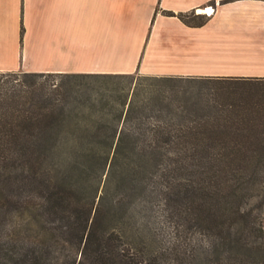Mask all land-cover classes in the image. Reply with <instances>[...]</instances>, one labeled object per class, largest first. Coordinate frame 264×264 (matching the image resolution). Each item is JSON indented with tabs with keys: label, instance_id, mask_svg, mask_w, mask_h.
Instances as JSON below:
<instances>
[{
	"label": "trees",
	"instance_id": "obj_1",
	"mask_svg": "<svg viewBox=\"0 0 264 264\" xmlns=\"http://www.w3.org/2000/svg\"><path fill=\"white\" fill-rule=\"evenodd\" d=\"M229 79L264 81L0 73V264H264V117Z\"/></svg>",
	"mask_w": 264,
	"mask_h": 264
},
{
	"label": "crops",
	"instance_id": "obj_2",
	"mask_svg": "<svg viewBox=\"0 0 264 264\" xmlns=\"http://www.w3.org/2000/svg\"><path fill=\"white\" fill-rule=\"evenodd\" d=\"M7 72L264 79V0H0Z\"/></svg>",
	"mask_w": 264,
	"mask_h": 264
},
{
	"label": "rangeland",
	"instance_id": "obj_3",
	"mask_svg": "<svg viewBox=\"0 0 264 264\" xmlns=\"http://www.w3.org/2000/svg\"><path fill=\"white\" fill-rule=\"evenodd\" d=\"M53 81L57 84H62L64 81L66 84L68 83L71 85L76 84L73 82L81 83L80 80L70 81L62 77H57L53 79L52 82ZM126 83V81L123 82V84ZM205 86L207 87L208 92L210 91L212 94L218 95L221 102L243 107L242 109L247 113V116L255 118L264 117V81L229 79L211 81V83H206ZM261 130H263V128H261ZM247 131H249V129H247ZM162 219L164 223L161 221ZM159 221L161 227V231L159 232L162 234L164 242L167 243V241L171 239L172 229H170L165 222L163 212L162 218Z\"/></svg>",
	"mask_w": 264,
	"mask_h": 264
},
{
	"label": "built area",
	"instance_id": "obj_4",
	"mask_svg": "<svg viewBox=\"0 0 264 264\" xmlns=\"http://www.w3.org/2000/svg\"><path fill=\"white\" fill-rule=\"evenodd\" d=\"M209 10H211V12H209ZM214 12H215V7L213 6H209L203 9V14L208 17H210Z\"/></svg>",
	"mask_w": 264,
	"mask_h": 264
},
{
	"label": "bare ground",
	"instance_id": "obj_5",
	"mask_svg": "<svg viewBox=\"0 0 264 264\" xmlns=\"http://www.w3.org/2000/svg\"><path fill=\"white\" fill-rule=\"evenodd\" d=\"M209 12H211V10H209Z\"/></svg>",
	"mask_w": 264,
	"mask_h": 264
}]
</instances>
